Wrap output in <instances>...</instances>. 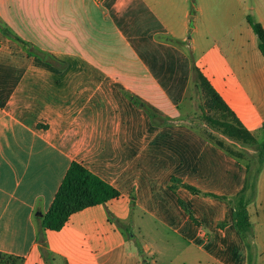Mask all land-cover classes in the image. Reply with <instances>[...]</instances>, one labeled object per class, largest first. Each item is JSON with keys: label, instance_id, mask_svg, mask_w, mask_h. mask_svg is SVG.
Segmentation results:
<instances>
[{"label": "crops", "instance_id": "crops-1", "mask_svg": "<svg viewBox=\"0 0 264 264\" xmlns=\"http://www.w3.org/2000/svg\"><path fill=\"white\" fill-rule=\"evenodd\" d=\"M247 16L264 30V0H0V254L20 264H147L139 254L264 264V165L241 234L234 198L246 168L179 109L195 67L264 144V59ZM72 162L119 197L41 232Z\"/></svg>", "mask_w": 264, "mask_h": 264}, {"label": "trees", "instance_id": "trees-1", "mask_svg": "<svg viewBox=\"0 0 264 264\" xmlns=\"http://www.w3.org/2000/svg\"><path fill=\"white\" fill-rule=\"evenodd\" d=\"M247 23L257 38L258 50L264 59V30L261 25L250 16H247ZM17 40L19 41V39ZM165 40L173 42L170 39ZM192 72L194 74V83L196 86L200 87L206 95L208 108L224 117V120L220 125L221 132L236 141H240L245 144H257L253 136L243 128L241 123L229 110V108L222 101L220 96L212 88L205 77L195 67L192 68ZM206 138L212 141L210 138ZM213 143L223 149L230 156L237 159V157L231 151L226 150L220 143ZM263 165L264 144L260 146V150L258 152L257 168L254 174L250 176L248 173V168L246 169L247 176L244 187L242 191L234 198V225L235 229L241 234L248 232L250 228L246 207L250 197L255 195L257 175L261 171ZM172 182L181 184L179 180L175 179H173ZM182 186L193 194H200V192L193 187L184 184H182ZM169 189L172 190V186H169ZM118 197L119 192L112 186L96 177L81 164L72 162L60 183V186L48 211L40 219L41 232L45 230L55 232L60 231L65 226L69 217L74 213L97 205H104L111 200L117 199ZM179 205L184 208L180 201ZM189 218L192 220L190 216ZM40 241L44 248L43 239L41 238ZM0 256L8 259V261H11L13 264H20L22 262L21 258L8 257L2 254H0ZM43 256L45 259L48 258L45 251H43Z\"/></svg>", "mask_w": 264, "mask_h": 264}, {"label": "rangeland", "instance_id": "rangeland-1", "mask_svg": "<svg viewBox=\"0 0 264 264\" xmlns=\"http://www.w3.org/2000/svg\"><path fill=\"white\" fill-rule=\"evenodd\" d=\"M189 37L190 34L188 35V38ZM193 80L194 74L189 84L185 100L179 108L183 120L189 122L203 136L210 138L213 142L220 143L226 150L231 151L237 157V159L241 161V163H243L246 169L248 168L249 175H253L257 168L260 145L245 144L229 138L228 136L223 134L221 132L220 125L224 120V117L208 108L205 93L200 87L196 86ZM259 136L261 137V135ZM126 229L128 231L127 233L125 232L126 236L130 237L132 234H134L132 228L131 230L130 227ZM130 243L134 246L135 253L141 252L142 246L145 244V242L142 241L138 235L135 236V238L131 237ZM169 246L170 244H166L165 242H163L158 243L157 248L159 247V249L163 253H167L169 255L171 253V249H169ZM139 260H147V264H179V259L161 256L158 254H155V259L153 261L152 258L147 254H139ZM0 264L13 263H11V261H8V259L0 256Z\"/></svg>", "mask_w": 264, "mask_h": 264}]
</instances>
